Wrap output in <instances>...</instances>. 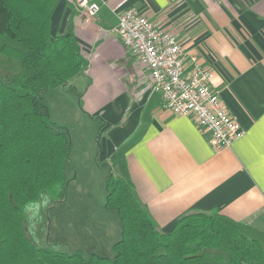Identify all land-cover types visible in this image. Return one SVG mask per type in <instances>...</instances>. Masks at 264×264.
<instances>
[{
	"label": "crops",
	"instance_id": "0c3cea01",
	"mask_svg": "<svg viewBox=\"0 0 264 264\" xmlns=\"http://www.w3.org/2000/svg\"><path fill=\"white\" fill-rule=\"evenodd\" d=\"M74 2L58 1L50 34L72 33L84 65L55 89L79 93L84 113L101 124L97 162L118 173L111 158L125 145L121 158L138 202L162 233L199 212L264 233V0H98L94 17ZM124 10L147 16L211 69L240 138L215 151L195 118L163 108L146 67L112 32Z\"/></svg>",
	"mask_w": 264,
	"mask_h": 264
},
{
	"label": "trees",
	"instance_id": "16d2710c",
	"mask_svg": "<svg viewBox=\"0 0 264 264\" xmlns=\"http://www.w3.org/2000/svg\"><path fill=\"white\" fill-rule=\"evenodd\" d=\"M58 1L0 0V264H264V233L216 212L158 231L126 173L125 145L111 158L118 173L105 179V207L121 225L113 258L35 245L26 211L45 197L65 199L70 155L69 132L50 119L44 95L84 65L72 33L50 34Z\"/></svg>",
	"mask_w": 264,
	"mask_h": 264
},
{
	"label": "rangeland",
	"instance_id": "374dc122",
	"mask_svg": "<svg viewBox=\"0 0 264 264\" xmlns=\"http://www.w3.org/2000/svg\"><path fill=\"white\" fill-rule=\"evenodd\" d=\"M76 94L67 87L44 95L50 119L69 132L65 199L51 205L45 197L41 204L29 206L27 230L39 248L112 259V246L120 238L121 225L116 212L105 207V179L117 172L97 162L101 124L84 113V102Z\"/></svg>",
	"mask_w": 264,
	"mask_h": 264
},
{
	"label": "built area",
	"instance_id": "2783aa9c",
	"mask_svg": "<svg viewBox=\"0 0 264 264\" xmlns=\"http://www.w3.org/2000/svg\"><path fill=\"white\" fill-rule=\"evenodd\" d=\"M87 17L100 10L98 0H75ZM112 32L128 52L146 67L151 92L175 116L195 118L215 151L229 147L242 136L239 123L224 109L212 87L213 73L194 56H187L174 35L156 27L147 16L133 10L116 14Z\"/></svg>",
	"mask_w": 264,
	"mask_h": 264
}]
</instances>
